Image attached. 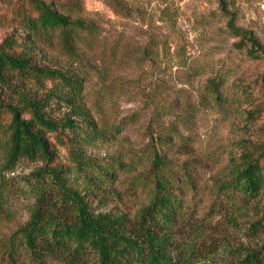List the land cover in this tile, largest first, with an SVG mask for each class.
Segmentation results:
<instances>
[{
  "label": "rangeland",
  "instance_id": "374dc122",
  "mask_svg": "<svg viewBox=\"0 0 264 264\" xmlns=\"http://www.w3.org/2000/svg\"><path fill=\"white\" fill-rule=\"evenodd\" d=\"M47 1L94 27L77 32L76 55L60 32L48 40L31 34L24 21L29 6L20 0H0V46L13 40L36 61L84 79L78 105L95 129L75 117V144L51 135L52 167L97 213L133 220L156 186L151 142L160 134L170 141L162 151L191 221L179 243L199 248L191 264H235L249 247L263 246L264 222L257 233L250 225L264 217V185L245 199L235 181L245 153L264 142V59L252 58L231 28L252 32L264 45V0ZM213 81L222 82V100L211 91ZM71 111L51 103L57 120ZM9 118L0 114V122ZM2 138L0 130V264H11L10 244L17 247L44 189L57 188L41 175L43 162L7 167ZM16 255V264H35L21 247Z\"/></svg>",
  "mask_w": 264,
  "mask_h": 264
},
{
  "label": "trees",
  "instance_id": "16d2710c",
  "mask_svg": "<svg viewBox=\"0 0 264 264\" xmlns=\"http://www.w3.org/2000/svg\"><path fill=\"white\" fill-rule=\"evenodd\" d=\"M20 1L29 6L24 21L30 33L48 40L60 32L64 48L72 55H76L77 32L94 28L86 21L72 19L47 0ZM231 29L242 37L241 44L252 58L264 59V45L252 32ZM13 44L7 40L0 46V114L10 117L6 123L0 122L7 167L23 160L43 162L41 175L51 178L57 188L56 193L45 189L41 193L30 221L17 233V247L23 248L35 264H191L199 248L186 249L178 240L180 232L188 228L182 225L191 221L185 218L174 185L178 179L169 177L171 163L162 151L170 141L160 134L152 136L156 186L150 203L135 219L113 212L97 213L71 188L63 171L52 167L56 147L51 135L62 145L75 144L80 124L75 117L95 129L93 120L78 105L84 79L38 62L29 49L18 51ZM51 82L56 83L49 88ZM221 87L222 82H212L211 91L219 100ZM54 99L66 103L75 115L55 119L51 112ZM76 110L80 111L76 114ZM235 184L245 199L259 196L264 185V142L256 151L245 153ZM263 220L252 223L251 230L257 233ZM10 247V263L16 264V244ZM243 253L246 255L235 264H264V245L249 247Z\"/></svg>",
  "mask_w": 264,
  "mask_h": 264
}]
</instances>
